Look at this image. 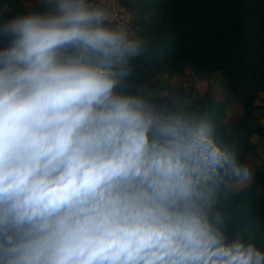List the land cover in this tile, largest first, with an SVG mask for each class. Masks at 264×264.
Segmentation results:
<instances>
[{
	"label": "clouds",
	"instance_id": "9594fccd",
	"mask_svg": "<svg viewBox=\"0 0 264 264\" xmlns=\"http://www.w3.org/2000/svg\"><path fill=\"white\" fill-rule=\"evenodd\" d=\"M42 2L0 24V264H264L217 208L233 148L120 91L142 41L97 0Z\"/></svg>",
	"mask_w": 264,
	"mask_h": 264
},
{
	"label": "trees",
	"instance_id": "16d2710c",
	"mask_svg": "<svg viewBox=\"0 0 264 264\" xmlns=\"http://www.w3.org/2000/svg\"><path fill=\"white\" fill-rule=\"evenodd\" d=\"M5 6L11 1L0 0V10ZM137 10L134 25L142 47L125 65L130 74L120 91L171 108L180 106L178 90L156 87L161 74L181 79L188 70L203 80L219 74L221 98L192 95L181 106L212 124L219 140L245 165L254 150L251 136L264 139V126L254 116L264 93V0H139ZM13 16L1 14L0 24ZM234 104L240 113L230 123L228 110ZM251 172L247 187L220 193L217 208L231 236L264 252V167Z\"/></svg>",
	"mask_w": 264,
	"mask_h": 264
},
{
	"label": "rangeland",
	"instance_id": "374dc122",
	"mask_svg": "<svg viewBox=\"0 0 264 264\" xmlns=\"http://www.w3.org/2000/svg\"><path fill=\"white\" fill-rule=\"evenodd\" d=\"M12 6H5L0 10V15L5 13H11L12 15L27 14L32 11H43L44 5L42 0H10ZM139 0H97V3H103L104 7L110 10L115 4H120L125 9L130 11L135 17ZM128 4V5H127ZM111 20V18H110ZM132 23V27L135 29L134 39L138 38L137 28ZM156 87H164L166 89L175 92L178 90V95L175 97L176 103L181 104L191 97L192 95L203 96L205 93H209L212 98H221L224 95L223 87L224 81L219 74L212 75L209 79L203 80L192 75L188 70L181 79L177 76L168 77L165 74H161L155 81ZM147 85L144 87L146 89ZM257 109L255 112V123H259L264 126V93L259 94V98L256 101ZM229 109V107H227ZM231 113L230 123H233L240 113V108L234 104L229 110ZM252 144H254V150L249 154V159L246 161L245 166L249 167L250 171L255 166L264 167V139H259L257 135H252L250 138ZM251 182V179L242 183L233 184L232 188L241 189L247 187Z\"/></svg>",
	"mask_w": 264,
	"mask_h": 264
},
{
	"label": "built area",
	"instance_id": "2783aa9c",
	"mask_svg": "<svg viewBox=\"0 0 264 264\" xmlns=\"http://www.w3.org/2000/svg\"><path fill=\"white\" fill-rule=\"evenodd\" d=\"M109 11L111 12V24L123 27L134 38L135 29L132 27V23L135 17L133 14L120 4H115Z\"/></svg>",
	"mask_w": 264,
	"mask_h": 264
},
{
	"label": "water",
	"instance_id": "95a60500",
	"mask_svg": "<svg viewBox=\"0 0 264 264\" xmlns=\"http://www.w3.org/2000/svg\"><path fill=\"white\" fill-rule=\"evenodd\" d=\"M105 10L109 12V15H110V18H111V12L108 9H106V8H105Z\"/></svg>",
	"mask_w": 264,
	"mask_h": 264
},
{
	"label": "crops",
	"instance_id": "0c3cea01",
	"mask_svg": "<svg viewBox=\"0 0 264 264\" xmlns=\"http://www.w3.org/2000/svg\"><path fill=\"white\" fill-rule=\"evenodd\" d=\"M102 7H104V4L103 3H99ZM105 8V7H104Z\"/></svg>",
	"mask_w": 264,
	"mask_h": 264
}]
</instances>
